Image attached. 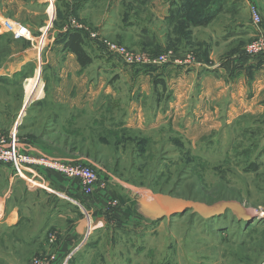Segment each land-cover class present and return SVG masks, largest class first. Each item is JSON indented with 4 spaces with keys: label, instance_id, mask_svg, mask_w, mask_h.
Masks as SVG:
<instances>
[{
    "label": "rangeland",
    "instance_id": "rangeland-1",
    "mask_svg": "<svg viewBox=\"0 0 264 264\" xmlns=\"http://www.w3.org/2000/svg\"><path fill=\"white\" fill-rule=\"evenodd\" d=\"M53 1L58 0H0V67L10 58L17 39L30 42L15 38L3 25L8 21L24 25L31 31L32 39L38 34L41 38L44 31L30 27L42 18L49 21L47 13H40ZM117 1L109 0L108 8L102 7L106 12L111 6L106 16L98 4L94 9L87 4L80 5L83 13L79 19L70 17L71 25L85 20L84 17L90 18L92 24H84L97 32V39L110 40L146 56L169 53L198 58L200 55L202 63L208 67L226 62L223 56L232 45L216 43L211 47L214 43L198 41V26L190 25L189 20L155 18L149 7L139 4L135 9L140 11V16L133 14L134 25H126L121 15L126 10L123 6L135 0H120L119 6ZM137 1L148 3V0ZM59 4L63 9L62 3ZM34 12L39 16H33ZM48 12L55 15L53 4ZM102 16L107 17L106 24L100 23ZM224 22L225 18H221L220 23ZM63 24L58 21L52 27ZM248 37L236 43L241 51L253 40ZM52 41V36L47 35L45 43L50 45ZM37 47L35 51H41L42 42ZM47 47L43 49L48 51ZM100 50L105 58L103 65L126 66L103 48ZM245 56L239 54L235 60L241 62L248 58ZM249 58L255 62L257 73L249 74L246 67L248 74L237 71L234 75L233 66L229 78L234 75L236 80L229 85L221 84L220 88L212 79L210 86H201L202 74L206 71L200 66H191L193 70L180 64L158 66L169 69L166 71L170 72L168 85L174 86L181 101L174 105L176 113L171 114L174 122L154 125L151 118L155 106L150 86L143 114L150 117L140 126L143 130L121 126L130 99H139L130 98L127 89L118 83L123 89L120 96L99 95L98 104L104 101V107L96 110L95 105L94 120L91 114L76 116L71 122L57 125L56 132L48 136L44 117L50 109L46 104H33L32 116L20 118V115L32 94L42 93L41 81L45 78L52 84L55 75L43 76L38 71L26 82L21 76L0 77V138L15 133L20 143L34 152L84 162L93 167L105 183L113 179L124 183L118 188L135 190L122 196L127 199L131 196L137 201L133 206L135 216L146 215L148 219L142 220L152 219V227L145 234L146 226L142 227L143 235H137L134 249L127 247L129 243L123 240L122 244L107 241L101 249L104 259H99L100 264H264V53ZM129 67L140 72L146 66ZM51 88L49 85L48 94ZM128 112L134 110L129 107ZM254 162L259 168L248 171ZM46 171H41V177L47 176ZM27 176L31 178L17 175L9 164L0 163V264H36L54 254L52 247H45L49 238L45 233L48 228L43 226L47 210L37 202L41 198L33 191L36 186H25L23 179ZM139 198L143 203L138 202ZM146 199L152 201L153 212L147 209ZM228 200L255 207L261 215L242 222L229 210L215 214L208 208ZM189 203L191 205L187 206ZM15 206L20 215L16 218L18 223L10 227L7 223L14 221L15 216L10 219L6 216ZM142 220L140 223L146 225Z\"/></svg>",
    "mask_w": 264,
    "mask_h": 264
},
{
    "label": "crops",
    "instance_id": "crops-1",
    "mask_svg": "<svg viewBox=\"0 0 264 264\" xmlns=\"http://www.w3.org/2000/svg\"><path fill=\"white\" fill-rule=\"evenodd\" d=\"M181 1L182 0H148V3L143 4L141 1L135 0L129 5L126 4L125 7L123 6V9L125 8L127 10L126 14L128 18L133 20L131 18H133L134 15L138 14L140 16V11L137 12L138 10L135 9V7L139 4L145 5L149 7L148 9L152 12L153 17L163 20L170 14L172 5H174L173 7L179 6L182 4ZM120 2V0L117 1L118 6ZM54 3L56 4L54 1L52 3L49 2V4L47 3V5L45 4V12L43 11L40 13H47L49 21L43 20L42 18L38 21L37 25L32 24L34 22H30L33 25V27H30L32 30L36 29L40 32L39 29H41L44 31L40 36L43 40L37 37L39 34L34 35V38L30 42L17 39L16 45L12 47L10 58L0 67L1 78L21 76V80L24 82H26L28 78L35 77L38 71L39 75L43 76L49 74L55 75V81H53L52 84H49L45 78L44 81L40 80L42 88L40 90L42 93L39 92V96H35V93L32 94L34 96L32 98L30 97L29 101L25 103L26 107L23 108L20 118L33 115L32 111L35 109L32 107L33 104H37V102L46 104L47 108H49L50 111L54 110V112L50 113L49 111V115L46 113L44 118L47 119H45L44 130L47 131L48 136L53 135L57 130V125L71 122L76 116L86 115L89 117L91 114V118L94 120L95 111L101 110V107H104L102 106L104 105V101L98 104L99 95L103 94L110 98L120 96V92L123 90L118 86V83H120L122 87L127 89V94L130 98L133 96L139 99L138 101L130 99L126 107L127 114L121 126L127 128L137 127L143 130L140 126L143 121L147 123L146 119L150 117H143L146 101L145 96L149 95L150 86L153 95L151 80L154 74L159 73L160 77L165 80V85L162 86L165 96H163L164 98L160 102L153 101L155 110L152 114L151 120L153 122L151 123L159 126L160 124H168L170 120L171 123L174 122V117L171 119V116L176 113L174 105L181 100L176 94L174 86L172 87L171 84L170 86L168 85L167 80L170 72L166 71L169 69L165 70V66H163L157 68L156 71L147 73L142 70L140 72L136 71L135 68L129 66L111 67L103 65L102 63L105 62V58L103 57V52L100 50L101 47L97 44L96 40H90L92 38L90 32L96 31L85 25L92 24L91 21L88 20L90 18L87 17H84L86 21L83 20L79 22L76 20L81 23L80 25L84 27L83 30L88 33L90 38L88 41L86 40L84 48L92 60L89 64L81 66L77 60L76 54L73 51L65 49L63 41L58 40L60 33L72 27L73 24L71 25V19L69 18L67 23L63 24L64 26L58 28L52 27L56 20V7ZM51 4L54 6L55 15L54 13L51 15L48 12ZM97 4L104 10V14H108L111 10V6L106 12L104 9L105 6L108 8L110 5L109 0H95L94 2H89L87 6L90 9H94L97 8ZM224 4L225 6H222V11L212 19L211 22L207 25H200L197 27L198 31L196 33L198 41H209L214 43V46L211 47H215L216 43L231 44L232 47H230L225 56H223L226 62L220 61V63L208 67L202 63L201 58H203V56L199 55L198 58L192 56V61L186 62V55L183 57L174 55L181 63H168L172 65L180 64L189 66V69L192 70L196 66H200L202 69L204 68L206 72L202 74L203 77L201 76V86H210L212 84L211 79L215 81V86L218 88H220L221 84L229 85L236 80L237 77L234 78V75L237 71L244 72V75L248 74L247 70L249 74L257 73V71H255L256 64L253 62V59L245 58L241 60V62L235 60L237 55L243 54V50L241 51L238 49L239 47L236 43L248 36L254 39L256 36L264 34V0H226ZM250 4H254L258 8L262 19L261 25L252 23L249 9ZM89 8L86 10H89ZM114 8L118 9V7ZM32 10L33 9H31V11ZM120 10H122V8ZM81 13H83V11L78 14V17H76L77 19L81 17ZM33 14V16H36L35 14L39 16L36 12ZM121 15L123 18L124 13ZM221 18H225L224 23H220ZM101 19L102 21H100V23H107V17ZM133 23H135V21L132 22V25H134ZM47 35H51L53 39V43H50V45L45 43ZM36 39H38V41ZM39 42H42V47L40 48L42 50L35 51V49L38 50L37 45ZM44 44L48 47L44 46ZM44 47H47L48 51H45L43 49ZM100 52L102 55H100ZM99 56L102 57L100 58ZM95 64L97 65L94 69ZM99 64L100 67L98 66ZM172 65L168 67H173ZM191 66H193V68ZM233 66L234 75H232L230 79L229 73ZM168 67L166 66V68ZM200 67L196 69L197 74L200 71ZM246 67L247 70L245 69ZM221 73L223 76L220 75ZM224 74H227L226 77ZM142 81H145L144 84ZM49 85H52V88L51 92L48 94ZM158 89H161L160 84ZM202 90L203 89L200 91L201 94ZM167 95L170 96L168 101L166 100ZM204 96L208 97L206 94H204ZM95 105H97V109ZM129 107L131 110L133 109L134 112L129 113ZM48 172L49 171H46L47 176L42 178L32 179V181L29 179H27V181H25V179L23 180L26 182V187L36 186L37 189L33 191L35 194L39 193V197L41 198V201L37 202L41 204L44 210H47L43 226L48 228L45 233L49 238L45 243V247L53 248L56 264H100L99 259H104V256L101 255V249L105 247L104 244L107 243V241L114 242L115 244H122L121 242L123 240L129 243L126 244L127 247L129 245L130 249H134L135 242L138 240L137 235H143L142 230L144 226H146L144 234L152 227V219L149 220V222L145 221L146 223L143 221L148 219L146 215H138V218L135 216L133 206L137 201L133 197L131 198V196L129 199H127L128 197L124 198L122 196V194L125 195L135 191L130 187L127 189L118 188L119 186H124V183H120L119 181L115 182L113 179L106 180V189H96L93 194L85 196L74 181L59 177L54 172ZM140 196L143 197L144 194H140ZM112 199H116L118 205L111 206L110 201ZM139 199L138 202L143 203V199ZM145 204L148 205H146L147 209L153 212L152 201L146 199ZM17 208V206L11 208L9 214L6 216V219L15 216L14 221L7 223L10 227H14V225L18 223L16 218L19 217L20 214ZM141 220L143 221L142 223L146 225H142L140 223ZM138 227L141 229L140 231ZM39 240L40 239H38V241Z\"/></svg>",
    "mask_w": 264,
    "mask_h": 264
},
{
    "label": "built area",
    "instance_id": "built-area-1",
    "mask_svg": "<svg viewBox=\"0 0 264 264\" xmlns=\"http://www.w3.org/2000/svg\"><path fill=\"white\" fill-rule=\"evenodd\" d=\"M251 21L255 25L261 23V16L258 8L254 4L249 6ZM2 25V24H1ZM3 26L6 30L11 32L15 38L22 37L31 41V31L28 27L21 24H11L6 22ZM72 27L84 29L80 24L73 23ZM86 30V29H85ZM90 36L96 39L97 44L104 49L108 54L114 55L120 63L126 66H150L158 67L162 64L171 62L181 63L173 54L164 53L155 56H146L138 53L128 51L125 46L114 43L106 39H97L96 32H90ZM243 53L248 57L261 55L264 53V34L256 36L246 47ZM192 56L186 55L185 61L191 62ZM0 163L9 164L17 175H30L27 179L42 178L41 171H53L59 177L74 181L83 195L89 196L95 192L96 189H106V183L102 180L93 167L81 161H69L63 158L49 156L40 152H34L26 147L16 138L15 133H9L8 136L0 138ZM44 169V170H42ZM37 176V177H36ZM27 179H25L27 181ZM110 205H118L116 199L110 201ZM261 215V213H260ZM54 255L50 258H43L37 261L36 264H54Z\"/></svg>",
    "mask_w": 264,
    "mask_h": 264
},
{
    "label": "trees",
    "instance_id": "trees-1",
    "mask_svg": "<svg viewBox=\"0 0 264 264\" xmlns=\"http://www.w3.org/2000/svg\"><path fill=\"white\" fill-rule=\"evenodd\" d=\"M62 3L63 9L60 7L59 2ZM56 1V20L54 21V26L58 21L67 23L70 17H78L80 13V5L88 4L89 2H94L95 0H71L67 2L65 0ZM224 2L226 0H182L179 6L172 5L170 8V14L165 18L167 20L184 19L189 20L190 25L204 26L212 21L221 11L222 6H225ZM62 9V10H61ZM63 13H62V12ZM127 11H124L123 22L126 25H132L131 20L127 16ZM192 21V22H191ZM60 27V26H58ZM55 27V28H58ZM87 36V37H86ZM86 38V39H85ZM58 40H62L64 48L73 51L76 54L77 60L81 66H85L91 62V57L85 51L84 44L86 40H89L88 33L83 29H78L74 27H69L66 31L59 34ZM241 56H245L243 53ZM247 57V56H245ZM249 58V57H248ZM261 58V57H260ZM261 60V59H260ZM163 67V66H162ZM157 67H142L143 72L150 73L151 71H156ZM153 88V98L156 102H160L165 96L162 86L165 85V80L160 77L159 73L153 75L152 80ZM159 84L161 89L159 90ZM170 96L167 95V101ZM259 168V164L254 162L248 171H255ZM239 221V220H237ZM242 221V220H241ZM248 222V221H242Z\"/></svg>",
    "mask_w": 264,
    "mask_h": 264
},
{
    "label": "water",
    "instance_id": "water-1",
    "mask_svg": "<svg viewBox=\"0 0 264 264\" xmlns=\"http://www.w3.org/2000/svg\"><path fill=\"white\" fill-rule=\"evenodd\" d=\"M198 205H202L199 203H196ZM191 204L189 203L190 206ZM210 210H212L213 213H222L225 210L231 211V213L234 215V217L239 221H250L251 219H255L258 216H260V212L255 207H245L236 200H228V201H221L217 203L213 207H208Z\"/></svg>",
    "mask_w": 264,
    "mask_h": 264
},
{
    "label": "bare ground",
    "instance_id": "bare-ground-1",
    "mask_svg": "<svg viewBox=\"0 0 264 264\" xmlns=\"http://www.w3.org/2000/svg\"><path fill=\"white\" fill-rule=\"evenodd\" d=\"M261 16V15H260ZM261 21H262V19H261Z\"/></svg>",
    "mask_w": 264,
    "mask_h": 264
}]
</instances>
